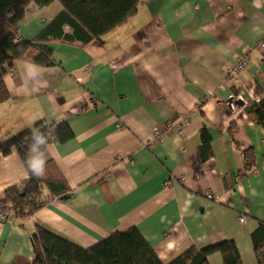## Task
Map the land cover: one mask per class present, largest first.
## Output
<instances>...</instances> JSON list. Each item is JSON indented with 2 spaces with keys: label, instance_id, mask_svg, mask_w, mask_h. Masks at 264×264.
<instances>
[{
  "label": "crops",
  "instance_id": "crops-1",
  "mask_svg": "<svg viewBox=\"0 0 264 264\" xmlns=\"http://www.w3.org/2000/svg\"><path fill=\"white\" fill-rule=\"evenodd\" d=\"M61 10L29 4L19 36L33 41ZM39 45L55 64L15 61L3 77L0 142L66 122L73 138L51 141L29 165L51 160L70 195L0 220V264L31 260L36 227L82 249L135 228L162 264L232 241L242 264H258L264 127L245 107L264 94V0H141L101 44ZM241 58L246 66L230 75ZM155 129L161 142L148 148ZM27 180L16 149L0 153V209ZM207 259L223 264L219 253Z\"/></svg>",
  "mask_w": 264,
  "mask_h": 264
},
{
  "label": "trees",
  "instance_id": "trees-1",
  "mask_svg": "<svg viewBox=\"0 0 264 264\" xmlns=\"http://www.w3.org/2000/svg\"><path fill=\"white\" fill-rule=\"evenodd\" d=\"M53 2L61 5V12L37 33L33 41L22 39L17 30L29 4L42 8ZM140 4L141 0H0V102L9 98L3 77L11 71L15 61L39 67L55 64L53 50L40 43L61 41L80 47L101 44L102 37L126 23L136 14ZM245 111L264 127V95L246 105ZM35 130L37 132L23 130L0 142V153L8 155L11 149H16L28 173V180L20 188L13 187L5 192L7 210L15 219L29 218L51 199H64L70 195V188L51 160L42 163L39 176L35 175L37 170L31 168L29 160L44 152L51 141L61 144L71 140L73 132L64 121L46 126L38 123ZM30 240L31 260H14L12 264H162L135 228L114 233L88 249L73 245L41 227L35 228ZM251 241L258 264H264V223H259L251 233ZM214 253L221 254L223 264H242L232 241L203 249L191 247L168 264H209L207 258Z\"/></svg>",
  "mask_w": 264,
  "mask_h": 264
},
{
  "label": "built area",
  "instance_id": "built-area-1",
  "mask_svg": "<svg viewBox=\"0 0 264 264\" xmlns=\"http://www.w3.org/2000/svg\"><path fill=\"white\" fill-rule=\"evenodd\" d=\"M246 66V59L245 58H241L239 59V62L237 64V66H235L234 68H232L230 71H229V74L232 75V76H236L241 69H243L244 67ZM11 73V71H10ZM264 95V94H263ZM233 101H235L236 99L235 98H231ZM259 100V98H257V101ZM231 106L234 105V103H230ZM157 142H161V138H160V133L158 130H154L153 132V137L151 139V141L147 144V147L150 148L151 146H153V144ZM207 197L212 199V195L211 194H207ZM13 217L11 216V214L8 212L7 209L5 208H1L0 209V220H5V221H8V220H12ZM243 218H239V221L240 222H243Z\"/></svg>",
  "mask_w": 264,
  "mask_h": 264
},
{
  "label": "clouds",
  "instance_id": "clouds-1",
  "mask_svg": "<svg viewBox=\"0 0 264 264\" xmlns=\"http://www.w3.org/2000/svg\"><path fill=\"white\" fill-rule=\"evenodd\" d=\"M42 163H43V161L35 160L31 164V168L37 170L35 173L36 176H39V169H40Z\"/></svg>",
  "mask_w": 264,
  "mask_h": 264
},
{
  "label": "water",
  "instance_id": "water-1",
  "mask_svg": "<svg viewBox=\"0 0 264 264\" xmlns=\"http://www.w3.org/2000/svg\"><path fill=\"white\" fill-rule=\"evenodd\" d=\"M232 102H233L234 104H236V105H240V106L243 105V102H242L241 100H235V101H233L232 99H230V100H229V103H232Z\"/></svg>",
  "mask_w": 264,
  "mask_h": 264
}]
</instances>
